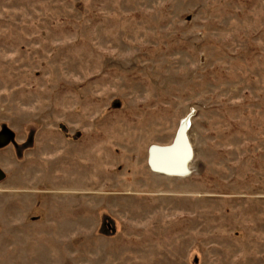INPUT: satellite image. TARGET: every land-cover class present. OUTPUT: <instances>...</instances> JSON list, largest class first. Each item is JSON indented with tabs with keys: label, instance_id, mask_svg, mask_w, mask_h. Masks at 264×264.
<instances>
[{
	"label": "rangeland",
	"instance_id": "374dc122",
	"mask_svg": "<svg viewBox=\"0 0 264 264\" xmlns=\"http://www.w3.org/2000/svg\"><path fill=\"white\" fill-rule=\"evenodd\" d=\"M0 264H264V0H0Z\"/></svg>",
	"mask_w": 264,
	"mask_h": 264
},
{
	"label": "bare ground",
	"instance_id": "6f19581e",
	"mask_svg": "<svg viewBox=\"0 0 264 264\" xmlns=\"http://www.w3.org/2000/svg\"><path fill=\"white\" fill-rule=\"evenodd\" d=\"M186 120L180 125L175 139L169 147H151L148 152V167L158 174L182 177L187 174V163L192 150L186 135Z\"/></svg>",
	"mask_w": 264,
	"mask_h": 264
}]
</instances>
